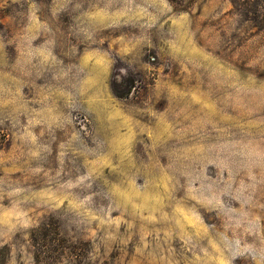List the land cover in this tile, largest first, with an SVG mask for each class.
I'll use <instances>...</instances> for the list:
<instances>
[{
	"label": "rangeland",
	"instance_id": "374dc122",
	"mask_svg": "<svg viewBox=\"0 0 264 264\" xmlns=\"http://www.w3.org/2000/svg\"><path fill=\"white\" fill-rule=\"evenodd\" d=\"M0 264H264V0H0Z\"/></svg>",
	"mask_w": 264,
	"mask_h": 264
},
{
	"label": "trees",
	"instance_id": "16d2710c",
	"mask_svg": "<svg viewBox=\"0 0 264 264\" xmlns=\"http://www.w3.org/2000/svg\"><path fill=\"white\" fill-rule=\"evenodd\" d=\"M169 1H171V2H176V1H179V0H169Z\"/></svg>",
	"mask_w": 264,
	"mask_h": 264
}]
</instances>
